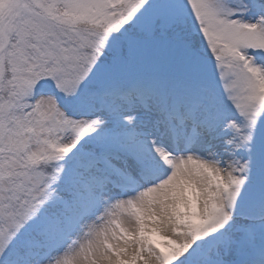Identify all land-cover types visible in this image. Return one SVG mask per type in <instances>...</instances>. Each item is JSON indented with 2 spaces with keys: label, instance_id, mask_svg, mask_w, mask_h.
I'll return each instance as SVG.
<instances>
[{
  "label": "snow or ice",
  "instance_id": "6c2138e0",
  "mask_svg": "<svg viewBox=\"0 0 264 264\" xmlns=\"http://www.w3.org/2000/svg\"><path fill=\"white\" fill-rule=\"evenodd\" d=\"M0 264H264V0H0Z\"/></svg>",
  "mask_w": 264,
  "mask_h": 264
}]
</instances>
